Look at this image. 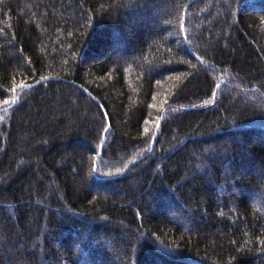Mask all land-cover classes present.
<instances>
[{"label":"trees","instance_id":"obj_1","mask_svg":"<svg viewBox=\"0 0 264 264\" xmlns=\"http://www.w3.org/2000/svg\"><path fill=\"white\" fill-rule=\"evenodd\" d=\"M9 105L0 264H264V0H0Z\"/></svg>","mask_w":264,"mask_h":264},{"label":"water","instance_id":"obj_2","mask_svg":"<svg viewBox=\"0 0 264 264\" xmlns=\"http://www.w3.org/2000/svg\"><path fill=\"white\" fill-rule=\"evenodd\" d=\"M38 82H35V83H31V84H26L25 85V87H30V86H32V85H35V84H37ZM14 103V102H13ZM12 103V104H13ZM11 104V105H12ZM10 107V105L9 106H5V107H0V111L1 110H5V109H7V108H9ZM186 108H189V107H185V109ZM161 119H162V115L159 117V119H158V121H157V124H156V127H155V132L157 131V129H158V127H159V124H160V122H161ZM103 143H104V138H102V140H101V142H100V145H99V149H98V153H97V156H96V158H95V162H96V160H97V157H99L100 155H101V151H102V146H103Z\"/></svg>","mask_w":264,"mask_h":264}]
</instances>
